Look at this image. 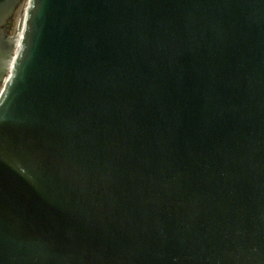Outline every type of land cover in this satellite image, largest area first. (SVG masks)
Listing matches in <instances>:
<instances>
[{"label": "water", "instance_id": "1", "mask_svg": "<svg viewBox=\"0 0 264 264\" xmlns=\"http://www.w3.org/2000/svg\"><path fill=\"white\" fill-rule=\"evenodd\" d=\"M18 1L0 264H264V0Z\"/></svg>", "mask_w": 264, "mask_h": 264}, {"label": "rangeland", "instance_id": "2", "mask_svg": "<svg viewBox=\"0 0 264 264\" xmlns=\"http://www.w3.org/2000/svg\"><path fill=\"white\" fill-rule=\"evenodd\" d=\"M23 2H24V0H19L18 1L13 14L8 18V21L6 23V25L8 27V28H6V31H7L8 35H14L15 32H16L15 26H16V23H17V20H18V17H19V12H20V10L22 8Z\"/></svg>", "mask_w": 264, "mask_h": 264}, {"label": "flooded vegetation", "instance_id": "3", "mask_svg": "<svg viewBox=\"0 0 264 264\" xmlns=\"http://www.w3.org/2000/svg\"><path fill=\"white\" fill-rule=\"evenodd\" d=\"M8 20H6V23H7ZM6 25V24H5ZM7 26V25H6Z\"/></svg>", "mask_w": 264, "mask_h": 264}]
</instances>
